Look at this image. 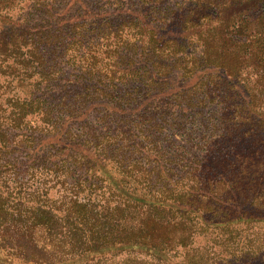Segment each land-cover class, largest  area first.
<instances>
[{
	"label": "trees",
	"instance_id": "trees-1",
	"mask_svg": "<svg viewBox=\"0 0 264 264\" xmlns=\"http://www.w3.org/2000/svg\"><path fill=\"white\" fill-rule=\"evenodd\" d=\"M77 3L84 20L49 26ZM89 5L0 0V264H254L264 0ZM207 103L222 131L202 171L178 132Z\"/></svg>",
	"mask_w": 264,
	"mask_h": 264
},
{
	"label": "rangeland",
	"instance_id": "rangeland-1",
	"mask_svg": "<svg viewBox=\"0 0 264 264\" xmlns=\"http://www.w3.org/2000/svg\"><path fill=\"white\" fill-rule=\"evenodd\" d=\"M88 1L90 2V5L88 6L89 9L90 8L91 9H95V7H94L95 5H93V2L94 1H99V0H88ZM80 3H77L76 5L73 6V8L70 10L71 13H64L61 10H57V11L55 10L54 14L51 15V18H50L51 20L49 21V26L57 27L58 25H61V24L70 25L71 26L73 24L79 23V21H81V19H83V18L85 19V14H84L85 7L82 4H80ZM59 5H62V7H64L63 4H57V6H59ZM95 11H98V10H93V13ZM208 11H212V9H209ZM33 12H34L35 21H37V22L41 21L42 17H43V13H41L39 10H37L35 8H34ZM206 22H211V20L206 19ZM65 71H67L66 72V80H65V82L67 81L68 83H70V86L68 88V95L70 97H74L77 88L72 86L71 82L75 78V76L78 74V72L73 67L67 68ZM69 77H71V78L69 80H67ZM64 83H61V85H63ZM233 84H236V83H233ZM73 89H75V92H74ZM233 90L236 92L238 90V88L235 87V89H233ZM249 94L250 93L247 91V93H245V96L247 97V96H249ZM234 96H235V94H234ZM237 96H238L237 103H241L242 104V103L245 102V100H244V98L242 96H239V95H237ZM203 109H204L203 111L201 110V112H198L197 114H195V113L193 114V121L189 123V126H188L189 128H187V127L181 128L179 130V132H178L184 138L192 136L193 142L191 144L190 149H188V152H189V154L191 155V158L194 161L193 165L195 167L196 166L200 167L202 169V171H203V169H205V167H203L202 165L208 159V157H209L208 154H211V152H212V150L210 148V145H211L212 142L215 143V139L214 138L217 135L219 136V134L222 131L221 129L218 130V128L215 127V125L217 124V121H216V119H217L216 115L217 114H213V112H211L212 109H213V105L210 106V104L207 103V104H205V107ZM91 117H93L92 120H94V116L92 115ZM159 141H160V137H159ZM196 145H199V148H197ZM218 153L220 155H222V151H220ZM190 155L187 154L186 157H190ZM199 165H201V166H199ZM208 167H211V165L208 164ZM215 168L220 170V168L213 166V168H212L213 172L216 171ZM176 170H177V168L174 170V172ZM177 174L181 175L182 172L179 173V171H177ZM255 233H257L256 234L257 236H259V233H260L261 238L264 237V222H262L260 224H257V227L255 228ZM213 237H214V235H210L208 238L205 237L204 235L198 236L197 245L200 248L208 249V251H210L211 253L213 251L221 252L223 247H219L218 244L216 246H214L213 242H212ZM246 247H249V246H246ZM263 251H264V247H263V250H261L259 252L258 258L257 259L256 258H254V259L252 258L250 260V263L253 261L254 264H264V252ZM184 252H185V250H183V255L182 256L175 257V258L184 260L185 259ZM236 255H238V254H236ZM233 258L234 257L232 256L230 258V261H232Z\"/></svg>",
	"mask_w": 264,
	"mask_h": 264
}]
</instances>
